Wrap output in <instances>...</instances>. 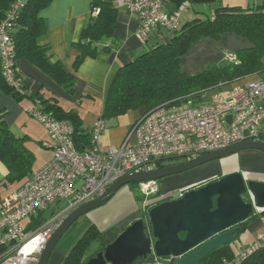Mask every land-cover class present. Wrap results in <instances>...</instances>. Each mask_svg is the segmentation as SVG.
Returning <instances> with one entry per match:
<instances>
[{
  "label": "built area",
  "instance_id": "built-area-1",
  "mask_svg": "<svg viewBox=\"0 0 264 264\" xmlns=\"http://www.w3.org/2000/svg\"><path fill=\"white\" fill-rule=\"evenodd\" d=\"M29 0H12L0 19V73L13 90L27 93L17 64L13 28ZM173 0H115L138 17L136 35L146 41L158 28L174 31L188 5L171 7ZM169 5L166 9L165 5ZM97 11V9H95ZM227 61L238 62L234 51H225ZM29 114L42 123L51 141L43 142L53 150L52 157L33 170L26 181L7 192L0 201V264H38L42 250L73 208L102 195L118 177L133 172L151 171L158 160L180 156L189 160L224 149L243 141L264 142V80L252 79L243 84L213 89L208 101L179 106L159 105L135 121L125 141L103 150L99 137L106 125L97 118L90 130V146L79 151L72 140L73 126L44 110L39 99ZM155 181L139 184L141 193L153 192ZM146 198V197H145ZM66 204L55 208V203ZM143 208L147 200L144 199ZM48 210L49 216L35 226L27 219ZM26 221L25 224L22 222ZM264 247L262 231L225 264H240L255 250ZM152 261L143 264H173L170 257L153 253Z\"/></svg>",
  "mask_w": 264,
  "mask_h": 264
},
{
  "label": "trees",
  "instance_id": "trees-1",
  "mask_svg": "<svg viewBox=\"0 0 264 264\" xmlns=\"http://www.w3.org/2000/svg\"><path fill=\"white\" fill-rule=\"evenodd\" d=\"M12 0H0V19ZM218 0H173L174 7L185 2L212 3ZM51 0H29L22 8L13 28V39L16 59L25 58L47 73L63 88L73 91V75L65 71L60 61H51L47 55L49 45L40 44L38 38L45 32V19L39 14ZM92 15L82 28L78 41L70 42V47L77 50L73 67L76 69L87 56L96 54L97 42L114 39V23L117 16L115 6L106 0H92ZM164 29L158 28L159 39L143 52L136 55L130 62L119 66L109 84L103 109L99 118L109 120L129 110L141 109V114L159 106H179L186 103L193 105L201 103L200 94L208 89L236 82L246 76L264 71L262 56L264 54V0L254 6L224 5L216 6L210 17H195L185 22L182 27L170 31L165 39ZM168 31V30H167ZM234 32L250 42V46L235 50L238 62L227 61L224 64L212 62L200 72L188 74L181 69L182 56L190 46L203 37L217 40L221 34ZM147 40V39H146ZM114 41V40H112ZM106 45V49H109ZM0 88L16 97L27 93L13 90L0 73ZM44 110L57 119H66L73 126L72 140L79 151L90 146V131L83 123L80 115L74 110H64L56 98H44L36 95ZM198 99V100H197ZM6 110L0 109V161L7 169L4 180L0 183L7 185L22 181L32 170L33 152L26 146L25 136H17L5 122ZM180 156L166 157L158 160V167L168 164L171 159ZM156 181H161L156 180ZM131 188L139 183L127 184ZM160 190L156 195H160ZM155 196V194L153 195ZM140 193L135 198L144 200ZM152 201L143 210L134 211L127 217L100 230L94 224L89 225L84 233L72 245L61 264H84L85 261L103 250L118 233L137 217L146 219L150 206L158 203ZM137 213V215H135ZM254 214H251L249 220ZM44 212H39L27 219L28 226L40 224ZM246 220V221H247ZM246 221L241 223H246ZM95 244L94 251L87 253L90 246ZM234 256L230 244L222 245L201 260V264H225V259ZM153 253L138 259L134 264H143L153 260ZM240 264H264V247L255 250Z\"/></svg>",
  "mask_w": 264,
  "mask_h": 264
},
{
  "label": "crops",
  "instance_id": "crops-1",
  "mask_svg": "<svg viewBox=\"0 0 264 264\" xmlns=\"http://www.w3.org/2000/svg\"><path fill=\"white\" fill-rule=\"evenodd\" d=\"M106 1L113 5L115 2V0ZM91 2L92 0H51L49 5L39 13L45 19L46 27L45 32L38 38V42L49 45L47 55L50 60L60 61L65 71L73 75V91L71 93L25 58H18L17 64L22 75L23 85L28 91L27 95L16 97L0 88V109L6 110L5 122L15 135L26 137L25 144L33 152L34 160L36 159L35 163L33 162L32 170L44 165L53 154L51 147L43 145V142L51 141L46 128L41 124L39 125L35 121L36 119L29 118L28 110L32 106L35 96L56 98L64 110L76 111L80 115L84 127L90 131L103 109L107 90L116 69L133 60L136 55L159 39L157 33L152 32L146 41H142L135 33L138 17L123 7H115L117 16L113 29L114 39L97 42L95 44L96 54L85 57L75 69L73 63L77 50L70 47V42L78 41L82 28L90 17L97 13V11L92 10ZM255 3V0L247 1L248 6H254ZM173 5L172 3L170 6ZM169 36L170 34H165L164 37L167 39ZM106 45L110 46L109 49L105 48ZM248 46H250V42L234 32L223 33L217 40L203 37L195 41L187 54L182 56L181 69L188 74H194L200 72L208 63L224 64L227 62L224 55L225 51H235ZM262 61L264 63V54ZM252 79L264 80V71L246 76L230 84H243ZM98 101L101 104L100 109L92 108ZM83 104L84 108L82 107ZM141 112V109L129 110L115 118L104 120V122L106 121V128L99 137L100 147L105 150L109 146H118L123 143ZM199 166L161 179L160 183L158 182L161 194H168L176 189H188L232 171H240L248 179L264 181V151L258 149H244ZM201 167H207L208 173L206 172L203 176L193 175V178L187 177ZM6 173L7 169L0 161V183L4 180ZM29 175L22 181L15 182L12 187L0 184V188L6 187L3 192H0V201L7 192L26 181ZM130 188L129 185H124L108 203L94 211H97L96 215L100 212L105 213L103 220L99 222L106 223L104 220H115L117 217L127 213L131 214L141 208V206L135 207L136 198L134 199L135 196L133 197ZM138 201L143 203L141 200ZM253 214L246 223H243L234 241L230 244L231 247L237 241L240 247L251 243L262 231L264 212ZM91 224L100 230H104L103 226L92 222L83 227L78 238ZM72 245L65 248L63 239H60L47 264H61ZM240 247L235 249L234 255L238 253Z\"/></svg>",
  "mask_w": 264,
  "mask_h": 264
},
{
  "label": "water",
  "instance_id": "water-1",
  "mask_svg": "<svg viewBox=\"0 0 264 264\" xmlns=\"http://www.w3.org/2000/svg\"><path fill=\"white\" fill-rule=\"evenodd\" d=\"M244 149L264 151V142L243 141L151 171L118 177L102 195L69 211L46 242L38 264L48 263L57 243L80 215L106 203L122 186L160 180ZM255 212H264V181L248 179L240 171L225 173L201 185L176 190L170 198L150 206L146 219L132 220L84 264H134L150 253L170 257L173 264H201L211 251L231 244L241 223Z\"/></svg>",
  "mask_w": 264,
  "mask_h": 264
},
{
  "label": "rangeland",
  "instance_id": "rangeland-1",
  "mask_svg": "<svg viewBox=\"0 0 264 264\" xmlns=\"http://www.w3.org/2000/svg\"><path fill=\"white\" fill-rule=\"evenodd\" d=\"M247 1L248 0H218V1H216V2H212V3H197V2H185V4L186 5H188V8L186 9V11H184L183 13H182V15H181V17H180V20H181V24H180V27H182V25L185 23V22H187L188 20H191V19H193V18H195V17H200V18H207V17H210V15L212 14V11H213V9L216 7V6H218L219 4H224V5H240V6H244V7H246V6H248L247 5ZM255 2L257 3V2H260V0H255ZM255 3V4H256ZM166 6V9H168L169 7V5H165ZM163 32H164V34H166V35H169V34H171V32L170 31H167L166 29H164L163 30ZM189 50V49H188ZM188 52V51H187ZM187 52H186V54H187ZM208 64H210V63H208ZM207 64V65H208ZM207 65H205V66H207ZM229 86V84H227V85H223V87H228ZM212 92H213V89H208V90H206V91H204L202 94H200V97H198V98H200L201 99V101L202 102H206V101H208V99H209V97H210V95L212 94ZM198 100V99H197ZM186 104H188V103H186ZM183 105H185V104H183ZM100 106H101V104L99 103V101L96 103V105H94L92 108H94L95 109V107H96V109H100ZM82 107L84 108V104L82 105ZM81 107V108H82ZM85 107H88V106H85ZM79 109V108H78ZM29 118L30 119H33V120H35V118L33 117V116H31V115H29ZM35 121H37V120H35ZM38 122V121H37ZM38 124L40 125H42L44 128H46L42 123H40V122H38ZM105 125H106V121H105ZM47 130V129H46ZM48 132V131H47ZM49 135V134H48ZM49 138H50V136H49ZM36 160V159H35ZM35 160L33 161L34 163H35ZM171 160H176V161H183V160H185V158L184 157H178V158H176V159H171ZM204 165V164H203ZM200 166H202V165H200ZM199 166V167H200ZM206 172L208 173V171H207V167L206 168H203V167H201L199 170H197V171H195L194 173H191V174H189L187 177H190V178H193V175L195 176H197V175H200V176H203L204 174H206ZM167 178V177H166ZM15 183V182H14ZM14 183H8L7 184V186L6 187H12L13 185H14ZM160 183V182H159ZM6 187H1L0 188V192H3L4 190H5V188ZM123 187V186H122ZM121 187V188H122ZM153 188V192H151V193H149L148 195H144L145 197H144V199H146L147 200V203L149 204L150 202H152V201H156L157 199H158V197H157V195H156V191L159 189L158 188V181H155V184H152V185H150L149 186V189L147 190V191H149L150 189H152ZM120 189V188H119ZM118 189V190H119ZM117 190V191H118ZM116 191V192H117ZM115 192V193H116ZM130 192L133 194V197L135 196H137V195H140V193L142 192L141 190H140V186L138 185V187H136V186H134L133 188H130ZM155 194V196H153ZM115 195V194H114ZM113 195V196H114ZM112 196V197H113ZM111 197V198H112ZM135 197H134V199H135ZM111 198L106 202V203H108L110 200H111ZM106 203H104V204H102V205H100V206H98V207H96V208H93V209H91V210H89V211H87L86 213H84V214H82V215H80L71 225H70V227L65 231V233L63 234V236L61 237V239H63V241H64V246H66L65 248H68V247H70L74 242H75V240L78 238V235L80 234V232H81V230L83 229V227H85V226H87L88 224H90V223H92V222H95V223H97V224H99L100 226H103V228L104 229H106V228H108L109 226H111V225H113L114 223H116V222H118L119 220H121L122 218H124V217H127L128 215H130V213H127V214H125V215H122L121 217H117L115 220L113 219V220H111V221H105L104 220V222H106V223H101V222H99V221H101V220H103V217H104V215H105V213L104 212H100V213H98L97 215H96V212H94L96 209H98V208H100V207H102V206H104ZM64 204H66V201L65 200H61L59 203H55V208L57 209V208H60L61 206H63ZM141 206V208H139ZM135 207L136 208H139L138 210H135L136 212L137 211H139V210H143L142 209V207H143V204H141V202L140 201H138V200H136L135 199ZM134 213V212H133ZM50 214H49V212H48V210H46L45 212H44V217H48ZM100 215V216H99ZM135 215H137V213L135 214ZM138 218V217H137ZM22 224H25V221L24 222H22ZM240 247V245H239V243H238V241L237 242H234L233 243V245H232V248H233V251H235V249H237V247ZM94 249H95V244L93 243L91 246H90V248H89V250L87 251V253H90V252H92V251H94Z\"/></svg>",
  "mask_w": 264,
  "mask_h": 264
},
{
  "label": "flooded vegetation",
  "instance_id": "flooded-vegetation-1",
  "mask_svg": "<svg viewBox=\"0 0 264 264\" xmlns=\"http://www.w3.org/2000/svg\"><path fill=\"white\" fill-rule=\"evenodd\" d=\"M175 161H176V160H175ZM175 161H170V162H168V163H173V162H175ZM164 178H165V177H164ZM216 178H218V177H216ZM162 179H163V178H162ZM214 179H215V178H214ZM209 180H212V179H209ZM207 181H208V180H207ZM207 181H205V182H207ZM205 182L199 183V184L194 185V186H192V187H195V186L201 185V184H203V183H205ZM192 187H189V188H192ZM189 188H188V189H189ZM176 190L183 191V190H186V189H176ZM176 190H174V191H176ZM174 191H171V192L168 193V194H161V193H160V195L157 196V197H158V200L160 201L161 199L170 198V197H171V194H172Z\"/></svg>",
  "mask_w": 264,
  "mask_h": 264
}]
</instances>
